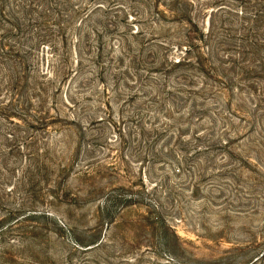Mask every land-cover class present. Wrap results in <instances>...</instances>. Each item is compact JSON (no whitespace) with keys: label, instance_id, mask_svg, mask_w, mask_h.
Here are the masks:
<instances>
[{"label":"rangeland","instance_id":"rangeland-1","mask_svg":"<svg viewBox=\"0 0 264 264\" xmlns=\"http://www.w3.org/2000/svg\"><path fill=\"white\" fill-rule=\"evenodd\" d=\"M0 264H264V0H0Z\"/></svg>","mask_w":264,"mask_h":264}]
</instances>
